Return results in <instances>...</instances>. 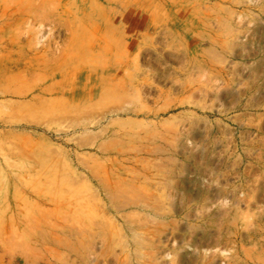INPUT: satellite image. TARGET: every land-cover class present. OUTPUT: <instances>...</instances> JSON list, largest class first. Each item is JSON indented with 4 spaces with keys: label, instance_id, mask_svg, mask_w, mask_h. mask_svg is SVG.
Returning <instances> with one entry per match:
<instances>
[{
    "label": "rangeland",
    "instance_id": "374dc122",
    "mask_svg": "<svg viewBox=\"0 0 264 264\" xmlns=\"http://www.w3.org/2000/svg\"><path fill=\"white\" fill-rule=\"evenodd\" d=\"M0 264H264V0H0Z\"/></svg>",
    "mask_w": 264,
    "mask_h": 264
}]
</instances>
